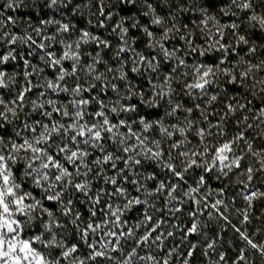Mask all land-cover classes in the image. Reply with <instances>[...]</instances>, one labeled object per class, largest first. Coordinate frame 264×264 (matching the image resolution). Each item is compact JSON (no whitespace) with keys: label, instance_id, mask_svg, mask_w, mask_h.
Wrapping results in <instances>:
<instances>
[{"label":"snow or ice","instance_id":"snow-or-ice-1","mask_svg":"<svg viewBox=\"0 0 264 264\" xmlns=\"http://www.w3.org/2000/svg\"><path fill=\"white\" fill-rule=\"evenodd\" d=\"M220 2L221 4H227L229 0H220ZM129 3H131L133 9L136 8L135 0H122L120 15L132 14L131 12L126 13L124 10L125 5ZM151 5L152 0H145V12L148 11ZM19 7H23V0H15L12 7L7 10L3 4H0V101H3V103H0V120L4 121L0 125V138L8 145L7 147H0V156L3 157L0 160V264H46L45 256H47V264H66L69 254H78L83 250L85 245L73 239L69 241L72 246L71 253L65 251L62 255L61 249L58 247H53V250L49 252L46 243L48 237L44 235L39 224L34 228H25L28 216L34 214L30 207L32 204L40 209L39 219L42 221H46L50 212H56L57 208L65 203L69 204V208L65 210V216L72 212L73 206H76L78 211L73 217L76 223L71 224L73 236H75L81 225H84L82 236L87 244L85 255L88 253L93 254L90 257V264H114V260H128L132 261V264H145V260L149 258L141 256L140 251L148 243L162 242L164 235L172 239L179 232L182 237L186 236L189 240L196 239L197 217H210L211 211H215L220 197H228L229 192L224 190L223 185L219 186L220 191L216 200L205 197L204 206L201 207L197 202L199 197H197V200H190L188 205L183 204L180 194L176 191V182H173V187L164 189V195L160 197V204L163 208L166 197L175 194L177 199L173 201L174 207L171 210L163 208L159 218L148 216V224L145 226H141L135 221L130 226L129 217L125 215L123 209H119L118 205L120 202L131 203L127 200V192L124 187L131 179L125 165L135 163L139 166L143 162L141 159L131 161L129 149L135 153L143 146L144 142L139 137H131L128 146H121L116 155L122 157V159L110 173L115 175L116 168H118L121 174L109 184L104 183L103 173L100 172L99 167L93 170L90 166L101 154L107 156L110 152L115 151L112 145L116 144L119 139L117 126L119 132L128 133L129 136L135 130L130 129L122 120H117L115 115L111 116V120H105V116L111 113V108H105V100L111 99L112 107H115V102L118 99L115 93L118 88L123 87V81L119 84L113 83L111 86L108 84V80H120L118 74L114 72L120 64L124 65L125 79L135 80L136 83H139L136 80V72L139 71L145 77V85L167 84L168 89H170L168 92L169 100L177 92L186 97L187 99L179 100L175 105L178 116L187 115L194 121L201 117L200 109L202 107L207 106L212 109L208 121H205L199 127L200 136L193 135L195 125L187 131H176L171 134V141L176 143V150L181 155H183L184 149L179 147V141L185 137H187L186 147L193 143L200 146L193 153L195 160L192 167L198 166L200 159L198 154L206 144H210L211 147H208L205 155L218 158V160H214V163H219L221 169L224 168L226 160L232 159V149L237 139L245 148H256L255 143L251 145L246 143L250 136L244 128L253 126L251 124L253 118H256L257 122L262 119L258 116L259 105L251 113L248 110L252 107L254 101L241 104L239 110H237L233 107L237 102L235 95L230 98L229 102H225V99L228 98L220 99L221 107L219 111L214 105H206L205 103L212 88L220 91L217 83L219 69H225L223 75L226 82L233 85L236 81L242 83L247 74H229L228 67H235L231 64L235 60L234 55H229L227 58L217 56L213 59L205 54L202 47L204 41L198 34V29H195L194 21L201 22L202 26L207 25L208 21L204 15L194 14L195 0H193V9L189 10L182 25L184 28L193 29L194 34L185 37L189 41L190 48L185 49L180 39H176L174 44V37L171 35L158 45L163 49V53L176 52L179 58L174 61L171 59L165 60L163 54L157 55L156 51L152 49L153 33L161 35L163 30L148 27L147 22L143 19L135 28L130 22L125 21L126 31L116 41L119 45L116 49L119 59H113L112 43H109L106 39L103 44L99 40L95 43L80 42L83 37L88 35L87 31L74 29L70 24L58 23L56 27H52L45 18L43 21L36 19L33 23L25 24L23 27L19 26L18 20L22 23L23 18L14 15L15 10ZM112 7L114 8L115 5ZM156 11L158 12L159 9L157 8ZM105 12H111V9H106ZM137 15H140V13L137 12ZM113 28L119 30V25L114 23ZM61 32L66 33V35L61 36ZM73 32L76 34L75 43L72 37ZM133 33L140 34L139 40L136 39ZM129 35H132V47L124 42V37ZM217 35H219L218 32ZM65 41H67V44H65ZM223 42L228 43L226 39ZM102 48L105 49L102 57L97 56ZM8 51L13 53L11 58L6 55ZM185 51L195 52L196 57L204 56V60L198 61L192 69L185 71V63L193 64L192 60L183 56ZM21 52H23L22 57ZM136 53H139V55H136ZM93 56H97V58L93 60ZM76 59H79L80 64L89 70H94L97 73L106 72L110 75L103 83L88 87L84 81L78 82L82 69L79 65L74 66ZM57 61H60V63H57ZM103 61H106V63ZM152 63H155L158 68L163 67L165 69L164 73L161 75L155 74V71L149 67ZM92 65H98V67L92 69ZM17 68L20 69L19 78L14 83L11 81L5 83ZM63 70H68L73 75L61 79L59 74ZM255 71L264 76V69L257 67ZM38 75L41 78L47 76L49 81H57V90L53 92L51 84H49L47 91H45L40 86V80L37 79ZM201 76L203 77L202 81L200 80ZM21 81H23V90H21ZM81 84L85 85L83 93H80ZM33 85L36 86L33 87ZM13 88L15 91H13ZM61 88H63V91L60 90ZM101 88L103 91L98 90ZM228 91H231V89H228ZM237 91H239V88H237ZM70 92L80 94L70 95ZM141 94L144 95L143 89H141ZM197 94L200 95L197 97ZM148 95L151 96L152 93ZM37 96L41 99L47 98L57 101L56 111L52 110L51 104H41L42 120L36 117H33L31 121L24 119L21 122L20 134L6 136L3 129L7 128L8 125L4 120V105L15 107L18 104H23L25 97L31 100ZM194 97L199 99V103H189ZM212 98L218 99L214 93ZM77 101L79 102L78 108L81 117L79 123L89 125L87 130L82 129L79 133L70 128L71 125L77 123L75 105ZM85 101L88 102L87 105H85ZM181 104L189 109L187 113L181 110ZM157 107H159V104ZM61 109H63V112ZM29 115H31V111H29ZM157 121L155 130L158 136L162 130L159 129L158 117ZM241 122H245L244 128L240 127ZM27 123L32 124L31 129L24 127ZM96 123L106 125L107 131H96ZM166 123H169V121H166ZM170 123L177 124V121H170ZM41 124H43V127H55L57 124L61 127L57 129L55 135L48 136L46 144L37 143L36 148L24 147L25 144L34 140L43 131ZM209 124H211V127H209ZM178 127L182 128L183 125L179 124ZM90 132L94 134L90 136ZM205 132L208 133L207 138L203 135ZM54 143L59 144V147H53ZM97 143L101 146L107 144L108 151L106 152L104 147L97 148ZM17 145L19 146V156H17ZM260 147H264V144H261ZM37 149L39 155L46 157L45 166L40 169V172L36 171L39 168ZM78 152H83L86 158L84 161L79 159ZM226 152L227 155H224ZM240 152L241 149L236 148V153L239 154ZM151 154L155 155L154 148ZM167 155H169L167 152H163L162 158ZM70 157H75V161L70 163ZM105 167H112L107 159H105ZM241 167L251 172L247 165H243L238 161L237 170ZM61 169L68 172V177L61 182L53 183V181L60 180L59 171ZM166 170L175 172L178 180L183 179L181 172L175 168ZM184 170L187 171V168ZM208 170L212 171L211 168ZM73 173H78L74 182L72 179ZM98 173L101 179H93ZM41 175L48 177L47 184L41 180ZM85 179L92 180L91 190L88 192L82 191ZM148 179L154 178L149 177ZM250 179L254 183V177H250ZM101 185H103V190L100 189ZM53 186L60 193L62 199L53 201L50 195H41ZM65 186L67 190H65ZM5 187L8 193L7 200L3 199ZM149 188L155 190L157 184L152 183ZM73 193H75V197ZM117 193L119 195H116ZM134 195L137 197L134 207L141 212L142 217L146 216L147 209L140 202V194L134 193ZM152 195L159 196L160 192L149 191L144 193L145 197ZM244 195L246 199L252 201V207L255 208L258 202L264 201V188L261 189L259 197L256 195L255 188H251V186ZM81 199L88 201L87 208H83ZM93 200L95 203H92ZM113 204H116L117 207H113ZM244 219L247 221L254 218L245 214ZM173 221H176L174 230L165 232V225L172 224ZM68 223L70 222L65 220V224ZM49 227L51 228V225ZM229 227L238 234L243 233V229H240L238 225L236 228H232L231 225ZM57 228L62 233L64 224H60L58 221ZM97 229H101L98 235L96 234ZM133 231H136V238L129 243L126 237H131ZM248 236V244L252 246L258 245L261 239H264V237L251 239V232L248 233ZM217 238V234L213 231L210 248L212 244H215ZM161 246L163 247V244ZM197 251L199 250L190 246L184 255L188 256L191 253L195 257ZM239 254L238 251L237 255ZM239 264H242V261Z\"/></svg>","mask_w":264,"mask_h":264},{"label":"clouds","instance_id":"clouds-1","mask_svg":"<svg viewBox=\"0 0 264 264\" xmlns=\"http://www.w3.org/2000/svg\"><path fill=\"white\" fill-rule=\"evenodd\" d=\"M14 2L15 0H0V4H3L6 10L11 8ZM121 3L122 0H23V7L17 8L14 15L23 18L22 23L18 20V25L21 27L25 24L33 23L36 19L43 21L47 18L48 24L52 27H56L60 23L70 24L74 29L86 30L88 35L83 37L80 42L88 41L95 43L99 40L103 44L106 39L109 43L113 44V59H119L116 54V49L119 45L116 41L126 31L125 21L130 22L133 28H135L141 19H143L147 22L148 27L162 29L161 35L153 33L154 42L152 49L156 51L157 55L163 54L165 60L171 59L174 61L179 58L176 52L163 53V49L158 46L161 41L167 40L170 35L174 37V44L176 39H180L185 49L190 48L189 41L185 37L193 35V29L184 28L182 25L189 10L193 9V0H152V5L149 6L147 12H145V0H135V9L131 7V3L125 5V12H131V15H120ZM113 5H115L114 8L112 7ZM157 8L159 9L158 12L156 11ZM106 9H111V12L106 13ZM137 12L140 15H137ZM193 12L195 15H204L208 21V24L204 26H202L201 22L194 21V27L198 29V34L204 41L202 47L205 54L213 59L217 56L227 58L229 55H234L235 60L231 64L235 67H228L227 71L229 74H247L242 83L241 81H236L235 85H233L226 82V78L223 75L225 69H219L217 72V83L220 91L212 88L208 93L205 103L206 105H214L217 111H219L221 107L220 99L228 98L225 99V102H229L230 98L235 95L237 102L233 107L237 110H239L241 104L254 101L252 107L248 110L251 113L259 105L258 116L262 119H259V122H257V119L253 118L251 120L253 126L250 128H244L245 122H241L240 125L241 128L249 132L250 139L246 143L249 145L255 143L256 148H245L240 144L239 139H237L232 149V159L226 160L224 168L221 169L219 163H214V160H218V158L205 155L208 147H211L210 144H206L198 154L200 158L198 166L192 167L195 160L193 153L200 146L193 143L186 147L187 137H185L179 141V147L184 149L183 155H181L176 150V143L171 141V134L176 131H187L195 125L193 135L200 136L199 127L202 123L208 121L212 109L207 106L202 107L200 109L201 117L194 121L187 115L183 117L178 116L175 105L177 101L187 99L186 97L177 92L169 100L168 92L170 89H168L167 84L161 85L156 83L154 86L145 85V77L139 71L136 72V80L139 83H136L135 80L129 81L125 79L124 65L120 64L114 70L120 77V80H108V84L111 86L113 83L119 84L123 81V87L118 88L115 93L118 97L115 107H112L111 99L105 100V108H111V113L105 116V120H111V116L115 115L117 120H122L130 129L135 130L129 136L128 133L119 132L117 126L119 139L116 144L112 145L115 151L110 152L107 156L101 154L90 166L93 170L99 167L100 172L103 173L102 178L104 183L109 184L121 174L118 168H116L115 175L110 174L112 169L122 159V157L116 155L120 151L121 146H128L131 137H139L144 142L143 146L135 153L129 149L131 161L141 159L143 162L139 166L135 163L125 165L131 179L124 187L127 192V200L131 201V203L120 202L118 205L119 209H123L125 215L129 217L130 226L133 221L141 226H145L148 224V216L159 218L163 208L171 210L174 207L173 201L177 199L175 194H170L166 197L163 208L160 204V197L164 195V189L173 187V182H176V191L180 194V198L185 205H188L190 200H197V197H199L197 202L201 207L204 206L205 197L216 200L217 194L220 191V185H223L224 190L229 192L227 198L224 196L220 197L215 211L210 210V217H197L196 239L189 240L186 236L182 237L177 232L176 236L172 239L164 235L162 242L146 244L144 249L140 251L141 256L149 258L145 260V264H239L241 261L242 264H264V239H261L260 243L256 246L248 244L249 232H251V239L253 240L256 237H264V207H257L254 210L252 201L246 199L244 195L251 186V188H255L256 195L259 197L261 189L264 188V147H260L261 144H264V76L255 71L257 67L264 69V0H229L227 4H221L220 0H195ZM114 23L119 25V30L113 28ZM217 32L219 35H217ZM60 35L63 36L66 33L61 32ZM133 35L139 40V33H133ZM72 37L75 43V32L72 33ZM224 39L228 41L227 44L223 42ZM24 42L26 43L27 41ZM124 42L129 47H132V35L124 37ZM65 44H67V41H65ZM103 51L105 49L102 48L97 53V56L102 57ZM6 55L11 58L13 53L8 51ZM136 55H139V53H136ZM22 56L23 52H21ZM97 56H93L92 59L95 60ZM183 56L193 61L191 65L185 63V71L192 69L198 61L204 60V56L196 57L195 52L190 51H185ZM103 62L106 63V61ZM57 63H60V61H57ZM75 65H79L82 69L78 82L84 81L88 87L103 83L110 75L106 72L97 73L94 70L85 68L80 64L79 59L74 61ZM97 67L98 65H92V69ZM149 67L157 75H161L165 71L163 67L158 68L155 63L150 64ZM59 75L63 79L64 77H71L73 73L63 70ZM19 76L20 69L17 68L5 83L9 81L14 83ZM37 79L40 80V86L45 91H47L49 84H51L53 92L57 90V81H49L47 76L41 78L39 75ZM200 80H203L202 76ZM35 86L33 85V87ZM84 86V84H81L80 93H83ZM237 88H239V91H237ZM141 89H143L144 95L141 94ZM228 89H231V91H228ZM21 90H23V81H21ZM60 90L63 91V88ZM98 90L103 91L102 88ZM13 91H15L14 88ZM80 93L70 92L69 94L79 95ZM149 93H152V95L149 96ZM213 93L218 99L212 98ZM199 95L197 94V97ZM197 97H194L189 103H199ZM0 103H3V101H0ZM78 103V101L75 102L77 123L70 126L77 133L82 129L87 130L89 128L88 124L79 123L81 117ZM84 103L87 105L88 102L85 101ZM41 104H51L52 110L56 111L57 101L47 98L41 99L39 96L31 100L25 97L23 104H18L15 107H8L5 104L4 120H6L8 127L3 129L4 134L6 136L20 134L21 122L24 119L31 121L33 117H36L42 120ZM158 104L159 107H157ZM180 108L184 113L189 111L183 104L180 105ZM29 111H31V115H29ZM61 111L63 112V109ZM157 117L159 118V129L162 130L158 136L155 130L158 123ZM166 121H169V123H166ZM170 121H177V124H172ZM185 121L187 122L185 123ZM3 122V120H0V125ZM179 124H182L183 127H178ZM24 127L31 129L32 124L27 123ZM41 127L43 131L40 135L35 137L34 140L29 141L24 147L36 148L37 143L46 144L48 136L55 135L61 125L43 127V124H41ZM209 127H211V124H209ZM95 129L96 131H107V126L102 123H96ZM93 134L89 133L90 136ZM203 135L207 138L208 133L205 132ZM7 146L3 139L0 138V147ZM52 146L58 148L59 144L54 143ZM16 147L17 156H19V146L17 145ZM99 147H104L105 151H108L107 144L101 146L97 143V148ZM153 148L155 155L151 154ZM236 148L241 149L239 154L236 153ZM37 152L39 168L36 171L40 172V169L45 166L46 157L39 155L38 149ZM163 152H167L169 155L162 158ZM224 155H227V152ZM78 156L81 161L86 159L83 152H78ZM2 159L3 157L0 156V160ZM75 159V157H70L69 162L72 163ZM105 159L108 160V163L112 167H105ZM238 161L243 165H247V168H250L251 172L244 167L237 170ZM170 168L180 171L183 179L178 180L175 172L166 170ZM185 168H187V171L184 170ZM209 168L212 171H209ZM68 175L65 169H61L59 171L60 180L53 181V183L63 181ZM77 175L78 173L72 174L73 182ZM149 177H153L154 179H148ZM250 177H254V183ZM93 179L100 180V174L98 173ZM41 180L47 184L48 177L41 175ZM152 183L157 184V189L152 190L149 188V185ZM91 185L92 180L85 179L82 191H90ZM17 187L19 186L17 185ZM100 189L103 190V185L100 186ZM65 190H67L66 186ZM149 191H159L160 195L145 197L144 193ZM134 193L140 194V202L147 209L146 216L142 217L141 212L134 207L137 202V197ZM41 195H50L53 201L62 199L54 186L50 187L47 192L41 193ZM116 195H119V193ZM73 196L75 197V193H73ZM3 199H8L6 187L4 188ZM92 203H95V201L93 200ZM81 204L83 208L88 207L87 200L81 199ZM30 207L34 214L28 216L25 228H34L39 224L44 235L48 237L46 243L48 244L49 252L53 250V247H58L61 249L62 255L65 251L71 253L72 246L69 244V241L75 239L85 246L78 254H69L66 264H90V257L93 254L88 253L85 255L87 244L82 236L84 225H81L76 231L75 236H73L71 224L76 223V220L73 218L78 211L76 206H73L72 212L65 216V210L69 208V204L65 203L59 206L56 212H50L46 221L39 219L40 209L35 204L30 205ZM113 207H117V205L113 204ZM245 214L254 219L246 221L244 219ZM65 220L70 223L65 224ZM58 221L60 224H64L62 233L57 228ZM175 223L176 221H173L172 224H166L164 231H173ZM49 225H51V228ZM229 225L232 228H236L238 225L240 229H243V233L238 234L236 231L231 230ZM100 231L101 229H97L96 234L98 235ZM213 231L217 234L218 238L210 248L209 245L212 241ZM135 238L136 231H133L131 237H126L129 243ZM161 244H163V247ZM190 246L199 250L195 257L191 253L188 256L184 255ZM165 250H167L166 253ZM238 251L240 252L239 255H237ZM45 261L47 264V256H45ZM114 264H132V261L114 260Z\"/></svg>","mask_w":264,"mask_h":264},{"label":"trees","instance_id":"trees-1","mask_svg":"<svg viewBox=\"0 0 264 264\" xmlns=\"http://www.w3.org/2000/svg\"><path fill=\"white\" fill-rule=\"evenodd\" d=\"M257 207H264V201L258 202L257 205L255 206L254 210H256Z\"/></svg>","mask_w":264,"mask_h":264}]
</instances>
